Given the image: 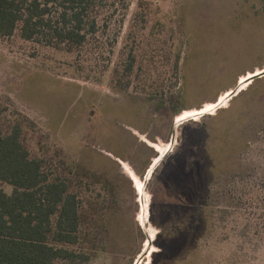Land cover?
I'll use <instances>...</instances> for the list:
<instances>
[{
    "label": "rangeland",
    "instance_id": "obj_1",
    "mask_svg": "<svg viewBox=\"0 0 264 264\" xmlns=\"http://www.w3.org/2000/svg\"><path fill=\"white\" fill-rule=\"evenodd\" d=\"M145 8L147 23H136ZM107 25L97 51L80 55L0 41V105L36 124L25 126L33 155L92 170L117 187L89 264H264V78L243 87L239 78L264 63V0H130L126 17ZM128 34L140 77L123 92L113 70ZM210 105L217 106L177 123ZM147 128L140 142L133 132ZM249 191L259 206L244 205ZM207 210L215 212L214 232L184 241ZM222 210L237 211L236 222L219 223Z\"/></svg>",
    "mask_w": 264,
    "mask_h": 264
},
{
    "label": "trees",
    "instance_id": "obj_2",
    "mask_svg": "<svg viewBox=\"0 0 264 264\" xmlns=\"http://www.w3.org/2000/svg\"><path fill=\"white\" fill-rule=\"evenodd\" d=\"M129 8L130 0H0V41L18 40L69 55L97 51L102 26L108 28L118 15L125 18ZM147 16V9H142L136 13V23H147ZM130 37L113 70V85L123 92L140 77ZM171 57L172 52L167 62ZM181 63L182 56L177 55V84ZM170 104H175V98ZM166 106L165 101L159 104L161 109ZM28 124L36 127L29 117L18 119L8 106L0 105V264H89L102 248L99 217L116 204L117 187L84 167L35 157L26 145ZM3 185L13 192L8 194ZM244 205H260L255 191L246 194ZM214 213L205 211L202 225L190 227L183 240L192 244L202 237L207 241L214 232L208 225ZM219 213V223L236 222L237 211ZM235 228L234 233L239 230Z\"/></svg>",
    "mask_w": 264,
    "mask_h": 264
},
{
    "label": "bare ground",
    "instance_id": "obj_3",
    "mask_svg": "<svg viewBox=\"0 0 264 264\" xmlns=\"http://www.w3.org/2000/svg\"><path fill=\"white\" fill-rule=\"evenodd\" d=\"M261 74H262V73H258V74H256V75H261ZM253 77H254V76H249V77L243 78V79L241 80V84H240L241 86H240V87H243V86H245V85H248V84L250 83L249 81H251V78H253ZM247 83H248V84H247ZM240 87H239V88H240ZM235 92H236V91H235ZM235 92L227 93V94L225 95L224 98L222 97L223 99L220 100V103H222L224 100H226V99L232 97L233 94H234ZM216 106H217V105H210V106H208V109H203V110H192V111H190V112H185V113H183L182 115L179 116V119H178L177 123L179 124V123L183 122L184 120H187V119H189V118H191V117H198V116H202V115H204V114H207V113L210 111V109L215 108ZM162 157H164V153H163ZM159 161H160V158H157V159L155 160V163L157 164ZM156 164H155V165H156ZM154 167H155V166H154ZM154 167H153L152 170L150 171L151 174L153 173V169H154ZM130 173H131L132 177L137 178V176L134 175L132 172H130Z\"/></svg>",
    "mask_w": 264,
    "mask_h": 264
},
{
    "label": "crops",
    "instance_id": "obj_4",
    "mask_svg": "<svg viewBox=\"0 0 264 264\" xmlns=\"http://www.w3.org/2000/svg\"><path fill=\"white\" fill-rule=\"evenodd\" d=\"M258 73H264V63L261 64L260 66L254 67V69L251 70V71H247L244 75H241L239 78H240V80H242L243 78H246V77H249V76H254L253 78H251V80L252 79H254V80L253 81H250V83H249V84H251L252 82L257 81L258 79L264 78V77H257V78H255L256 76H260V75H256ZM240 83H241V81H240ZM142 100H144V99H142ZM150 128L145 129L144 132H142V133H138L137 131H134L133 133L136 134L137 136H139L141 138V139H139L140 142H143L142 137H145V136H147V135L150 134ZM152 129H153V126H152ZM151 132L153 133V131H151ZM155 137H156V141H157L158 138H157V136H155ZM111 158H114V157H111ZM114 159L116 161H118V162H125V163L129 164V159L126 158V157H124L123 159H120V158H114Z\"/></svg>",
    "mask_w": 264,
    "mask_h": 264
},
{
    "label": "water",
    "instance_id": "obj_5",
    "mask_svg": "<svg viewBox=\"0 0 264 264\" xmlns=\"http://www.w3.org/2000/svg\"><path fill=\"white\" fill-rule=\"evenodd\" d=\"M257 77H264V73H262L260 76H256L255 78H257ZM254 79H252L251 81H253ZM250 82V81H249ZM248 84V83H247ZM235 92V91H234ZM235 94H237V91L233 94V95H235ZM175 137H176V131L174 132V135H173V143L175 142Z\"/></svg>",
    "mask_w": 264,
    "mask_h": 264
}]
</instances>
